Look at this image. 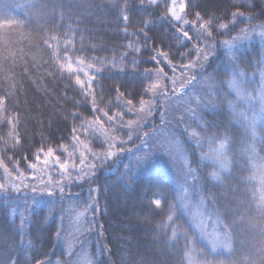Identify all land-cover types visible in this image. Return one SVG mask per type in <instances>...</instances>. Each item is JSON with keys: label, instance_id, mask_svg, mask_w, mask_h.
Masks as SVG:
<instances>
[{"label": "trees", "instance_id": "16d2710c", "mask_svg": "<svg viewBox=\"0 0 264 264\" xmlns=\"http://www.w3.org/2000/svg\"><path fill=\"white\" fill-rule=\"evenodd\" d=\"M184 6L176 21L164 0H0V264L66 260L64 197L85 211L80 242L92 264H264V197L248 176L253 169L240 164L234 188L217 189L227 221L241 220L228 228L230 250L216 253L178 209L167 175L135 164L139 137L168 119L163 96L203 75L224 86L230 64L249 68L264 57V0ZM246 30L260 34L237 39ZM224 41L238 48L234 56ZM94 128L119 151L89 154L78 180L61 177L63 192L16 191L4 182L6 174L29 175L49 149L62 159L83 139L105 149ZM258 137L255 155L264 164V125Z\"/></svg>", "mask_w": 264, "mask_h": 264}, {"label": "rangeland", "instance_id": "374dc122", "mask_svg": "<svg viewBox=\"0 0 264 264\" xmlns=\"http://www.w3.org/2000/svg\"><path fill=\"white\" fill-rule=\"evenodd\" d=\"M164 1L168 4L171 17L180 21V5L184 4V0H175V3L173 0ZM172 11L180 17L179 20L172 16ZM252 33L246 30L237 39H257L260 31H255V37ZM237 49L232 44V56ZM79 68L84 70L83 67ZM223 84L221 86L213 76L203 75L194 79L187 91L180 88L175 93L163 96L168 119L166 123L163 121L151 129L149 135L139 137L138 144L143 149L135 157V164L142 170L163 172L173 182L178 209L187 218L198 239L216 253L230 250L231 232L228 228L230 225L238 226L241 220L236 215L234 219H229L230 223L227 221L220 207L222 204L217 189L224 185L234 188L233 175L237 170L240 171L242 164L249 171L253 169L251 176H248L253 177L264 197V164H260L255 155L258 129L264 125V57L254 61L249 68L230 64ZM94 129L101 132L100 142L105 149H94L90 140L83 139L74 145L69 157L62 159L48 155L29 175L6 174L4 182L11 187L45 189L41 192L49 193L53 192V188L60 190L61 185L58 183L62 176L78 180L89 166V154L107 155L109 150L119 151L111 147V144L116 143L113 137L102 135L104 130ZM127 135L131 137V132ZM225 137L226 147L219 152L217 149ZM221 164L224 170H221ZM190 169L195 179L189 175ZM52 172L56 175L51 176ZM213 172L220 174L219 182L212 179ZM43 203V200L38 202ZM61 204L58 215L63 221L60 237L66 243V260L54 264H92L87 249L80 242L85 224L84 209L70 197L61 199ZM190 263L196 264L192 260Z\"/></svg>", "mask_w": 264, "mask_h": 264}, {"label": "snow or ice", "instance_id": "6c2138e0", "mask_svg": "<svg viewBox=\"0 0 264 264\" xmlns=\"http://www.w3.org/2000/svg\"><path fill=\"white\" fill-rule=\"evenodd\" d=\"M156 2H157V0H152V3H153V4H155ZM173 2L175 3V0H173ZM184 7H185L184 4L181 3V5H180L181 11H183V8H184ZM171 14H172V16H174L177 20L180 19L179 16H176L175 11H172ZM233 15L235 16V15H238V14H237V13H234ZM124 19L127 20L128 17L125 16ZM197 19H200L199 13H197ZM201 27H205V25L202 24ZM220 27H221V28H227V25H223V24H221ZM183 35H184V37H188V33H187V32H184ZM209 35H210V33H209ZM233 39H236V38H233ZM223 43H224L225 45L231 47V42H229V41H224ZM205 59H207V56H205ZM66 67H67V70H69V71H72V70H73V69H72V65H71L70 63H69ZM78 83H82V82L78 81ZM0 102H2V101H0ZM127 103H128V104H131V101H128ZM143 104H144V102L141 101V106H142V107H143ZM93 110H95V105H93ZM105 115H106V113H105ZM73 131H75V129H74ZM192 135H197V134H196V133H192ZM129 139H131V137H129ZM226 144H227V138L225 137V139H224L223 141H221V143H220L219 148L217 149V151L222 152L223 149L226 147ZM120 150L123 151V149H120ZM48 154H49V155L52 154V149H49V153H48ZM114 155H116V153L113 152V151H111V150H109L108 153H107V156H108V157H111V156H114ZM37 159H39V156H37ZM82 163H83V161H82ZM220 167H221V170H224V165H223V164H221ZM189 175H193L191 169L189 170ZM211 176H212V179L215 180V181H218V182H219V181L221 180L220 174L217 173V172H213V173L211 174ZM193 179H195V176H194V175H193ZM3 187H4L3 185H0V188H3ZM25 187H26V186H25ZM13 188H14L16 191H19V190H20V189H19L17 186H15V185H13ZM39 190H40V191H45V189H39ZM32 191H33V192H36L37 189H36V188H33ZM60 191L63 192V188H60ZM49 194L51 195V192H49ZM262 199H264V198H262ZM153 203H154L156 206L159 207L160 204H161V201H160L159 199H156V200L153 201ZM171 219H172V217L169 216V220H171ZM173 234L175 235V228L173 229ZM213 247H215V244L213 245Z\"/></svg>", "mask_w": 264, "mask_h": 264}]
</instances>
